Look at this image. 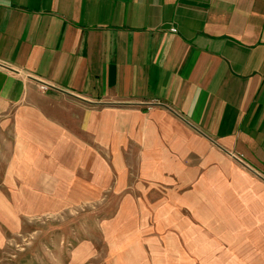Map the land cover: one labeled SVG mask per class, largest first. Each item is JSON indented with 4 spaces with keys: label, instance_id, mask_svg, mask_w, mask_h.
<instances>
[{
    "label": "crops",
    "instance_id": "obj_1",
    "mask_svg": "<svg viewBox=\"0 0 264 264\" xmlns=\"http://www.w3.org/2000/svg\"><path fill=\"white\" fill-rule=\"evenodd\" d=\"M0 115L126 264H264V0H0Z\"/></svg>",
    "mask_w": 264,
    "mask_h": 264
},
{
    "label": "rangeland",
    "instance_id": "obj_2",
    "mask_svg": "<svg viewBox=\"0 0 264 264\" xmlns=\"http://www.w3.org/2000/svg\"><path fill=\"white\" fill-rule=\"evenodd\" d=\"M13 130L0 115V264H126L125 238L144 228L136 219L109 222L120 197L86 202L62 192L63 180L25 171L34 163L13 165L14 134L25 133ZM20 149L22 155L29 150Z\"/></svg>",
    "mask_w": 264,
    "mask_h": 264
},
{
    "label": "built area",
    "instance_id": "obj_3",
    "mask_svg": "<svg viewBox=\"0 0 264 264\" xmlns=\"http://www.w3.org/2000/svg\"><path fill=\"white\" fill-rule=\"evenodd\" d=\"M173 31L176 32L175 29H174ZM48 89H49V86L46 85V84H42V85L40 86V90L43 91V92L47 91Z\"/></svg>",
    "mask_w": 264,
    "mask_h": 264
}]
</instances>
